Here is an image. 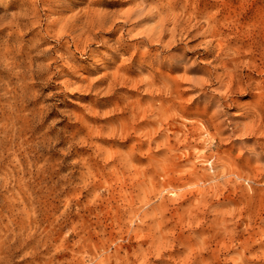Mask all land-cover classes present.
<instances>
[{
    "label": "rangeland",
    "instance_id": "obj_1",
    "mask_svg": "<svg viewBox=\"0 0 264 264\" xmlns=\"http://www.w3.org/2000/svg\"><path fill=\"white\" fill-rule=\"evenodd\" d=\"M0 264H264V0H0Z\"/></svg>",
    "mask_w": 264,
    "mask_h": 264
},
{
    "label": "bare ground",
    "instance_id": "obj_2",
    "mask_svg": "<svg viewBox=\"0 0 264 264\" xmlns=\"http://www.w3.org/2000/svg\"><path fill=\"white\" fill-rule=\"evenodd\" d=\"M2 256V255H1Z\"/></svg>",
    "mask_w": 264,
    "mask_h": 264
}]
</instances>
